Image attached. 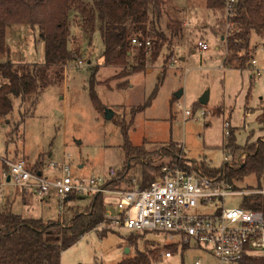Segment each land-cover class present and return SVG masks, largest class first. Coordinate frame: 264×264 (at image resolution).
<instances>
[{"label":"rangeland","instance_id":"obj_1","mask_svg":"<svg viewBox=\"0 0 264 264\" xmlns=\"http://www.w3.org/2000/svg\"><path fill=\"white\" fill-rule=\"evenodd\" d=\"M71 12L69 48L74 57L64 65L63 75L49 76L32 105L20 106V100L12 97L11 123L8 118H0V178L8 169L5 159H24L31 166L38 157L44 162L43 174L55 177L57 171L47 165L62 162L66 154L70 155L73 176L86 180L107 178L111 167L120 170L124 165L122 125L129 124L130 109L147 102L149 105L129 125L128 139L133 145L145 142L147 149H157L158 153L172 141L181 155L199 165L221 169L226 162L224 156L229 155L228 161L232 164L235 160L237 164L232 165L237 167L246 155L240 157L245 152L237 150L232 159V153L226 151L229 132L234 143L242 147L246 142L257 144L264 138V69L252 80L250 68L239 70L223 65L227 52L225 30L220 26L223 17L207 9L205 0H166L159 28L165 30L171 43L164 45L156 59L148 56L145 71L132 74L124 88L118 87V79L113 78L117 68L103 63L104 44L99 30L90 37L81 28L79 17ZM171 20L181 22L179 34L167 28ZM5 39L13 62L44 61V42L37 28L8 24ZM263 40L253 34L250 43L256 44L255 55L260 60L264 57ZM198 41L207 43L208 48L200 49ZM96 67L94 93L102 111L95 107L89 86L90 70ZM179 90L181 96L176 97ZM207 90V102L198 106L199 97ZM105 109L113 111L110 119L105 118ZM185 110L194 116L185 115ZM261 150L264 154V142ZM162 159L167 161L166 157ZM225 188L234 193L223 197V205L238 206L243 195L264 193V174L235 177L232 185ZM2 192L12 197L13 211L24 216L53 220L60 218L65 207L54 202L55 190H51L46 202L31 195L24 197L11 182ZM21 195L30 205L20 204ZM89 199L85 195L72 201L83 204ZM39 203L41 207L37 206ZM69 203L70 200L66 205ZM143 232L147 233L139 235L135 246L127 242L135 231L95 228L62 252L61 264H117L134 258L136 248L142 251L146 241L154 242L153 249L168 243L160 232ZM199 257L204 259L202 250L189 249L169 258H155L151 264H194Z\"/></svg>","mask_w":264,"mask_h":264},{"label":"trees","instance_id":"obj_2","mask_svg":"<svg viewBox=\"0 0 264 264\" xmlns=\"http://www.w3.org/2000/svg\"><path fill=\"white\" fill-rule=\"evenodd\" d=\"M205 4L207 9L222 15L223 23L220 26L225 30V0H205ZM165 6L166 0H90L88 3L83 0H0V118H8L11 123L14 108L12 97L20 100V106L24 103L32 105L46 86L49 76L60 78L63 75L64 65L74 57L69 48L71 11L79 17L81 28L90 37L96 29L99 30L104 44L103 63L117 68L113 78L118 79V87L124 88L132 74L145 71L148 56L152 60L156 59L168 42L167 33L159 28ZM233 9L234 14L228 20L231 22L230 32L226 34L223 31L227 48L223 65L242 70L249 67L250 61L256 57V44H250L253 34L257 39L262 40L264 37V0H235ZM8 24L37 28L44 42L43 62L15 63L10 60V48L5 39ZM167 28L173 34H179L181 22L171 20ZM132 39L137 42L132 43ZM147 41L149 45H146ZM96 69L90 70L89 86L95 107L102 111L103 106L94 93ZM149 103L130 109L129 124L122 125L125 162L120 170H116L115 176L107 181V187L125 188L132 186V179H135L139 187L145 188L155 175L161 173L165 163L194 168V161L181 155L172 141L161 147L162 153H158L157 149H147L145 142L140 145L130 142L128 127L134 116ZM196 104L201 105L199 102ZM19 124L20 121L16 125ZM262 145L260 141L238 146L234 143L232 132H229L226 146L229 154L232 153V159L236 158L234 153L237 150H240L239 153L247 152L238 163L239 166H234L237 164L235 160L232 163L234 165L225 164L221 169L209 168L206 164L198 165L203 173L224 180L230 187L235 177L248 173L257 176L264 174ZM160 154L167 161L159 158ZM149 155L154 156L155 161L143 160ZM43 165L44 162L38 157L33 165L26 167L32 172H42ZM23 194L26 198L30 197L29 194ZM84 197L75 191L71 192L68 198L71 203L66 205L65 202L61 218L45 221L41 216L16 213L8 194H4L0 202V264H61L62 252L103 220L106 207L104 195L96 193L83 204L72 201ZM240 205L264 213V193L245 194ZM143 233L147 232L130 234L127 242L135 245ZM153 243L146 241L142 251L136 248L134 258L117 264H151L155 258H162L160 248H151ZM171 249L175 254L189 250L187 247L179 252L175 248ZM237 264H264V258L244 256Z\"/></svg>","mask_w":264,"mask_h":264},{"label":"built area","instance_id":"obj_3","mask_svg":"<svg viewBox=\"0 0 264 264\" xmlns=\"http://www.w3.org/2000/svg\"><path fill=\"white\" fill-rule=\"evenodd\" d=\"M235 0H225L224 17L227 20L225 32L229 34L234 14ZM132 39V43H136ZM149 45V42H146ZM198 47L207 49V43L198 41ZM176 61V60H174ZM252 76H259L264 69L256 58L249 65ZM185 115L191 111L185 110ZM204 114V110L200 112ZM228 122H225L227 127ZM228 151V150H226ZM160 153V152H159ZM246 155L241 154L240 157ZM162 154H160V157ZM70 155L62 157V162H50L47 167L57 171L55 177L43 172H32L23 159L9 161L8 169L0 178V199L2 188L11 184L23 193L44 201L55 190L54 202L63 208L71 192L92 196L104 195L105 213L98 230L113 231L127 229L135 232L157 231L165 235L167 245L161 248L162 258L172 257L175 248L179 252L183 247L200 249L204 259H195L194 264H237L244 256L264 258V213L257 209H246L241 205L226 207L223 197L234 193L227 190L224 180L210 177L202 172L198 163L194 168H184L177 164L165 163L161 173L155 175L145 188L139 187L135 179L132 186L111 188L105 184L116 174V169H109V176L80 179L73 176L70 169ZM232 165L229 155L224 156ZM145 162L155 161L154 156H146ZM9 177V180H7ZM109 199V201H108ZM62 213H60L61 218ZM213 258L215 261H206Z\"/></svg>","mask_w":264,"mask_h":264},{"label":"water","instance_id":"obj_4","mask_svg":"<svg viewBox=\"0 0 264 264\" xmlns=\"http://www.w3.org/2000/svg\"><path fill=\"white\" fill-rule=\"evenodd\" d=\"M181 92H182L181 90L177 91L176 94H175V96H176V97L181 96ZM207 100H208V90L205 91V92L199 97L198 101H199L200 104H205V103L207 102ZM104 116H105L106 119H110V118L113 116V111L110 110V109H105V111H104ZM7 180H9V177H7Z\"/></svg>","mask_w":264,"mask_h":264},{"label":"crops","instance_id":"obj_5","mask_svg":"<svg viewBox=\"0 0 264 264\" xmlns=\"http://www.w3.org/2000/svg\"><path fill=\"white\" fill-rule=\"evenodd\" d=\"M255 41H257V40H255ZM256 58V57H255ZM264 58V57H263ZM257 59V61H258V64L259 65H262V61H263V59H259V58H256ZM248 68H250V67H248ZM255 76H252V72H251V74H250V78L252 79V80H254L255 78H254ZM260 140H262L263 142H264V138H261ZM245 154H247L246 152H245ZM24 195V194H23ZM8 196H9V198L12 200V197H10V195L8 194ZM47 200V199H46ZM46 200H44V202H46ZM20 201V204H24V205H26V206H28V205H30V203H28V202H26L25 201V199L23 198V196L21 195V200H19ZM25 201V202H24ZM40 201V200H39ZM38 201V202H39ZM68 201L69 200H67L66 201V204L68 203ZM31 202V201H30ZM42 203V202H41ZM41 203H39L37 206H40L41 207ZM41 204V205H40ZM12 209H13V207H12ZM55 219H57V218H55Z\"/></svg>","mask_w":264,"mask_h":264}]
</instances>
